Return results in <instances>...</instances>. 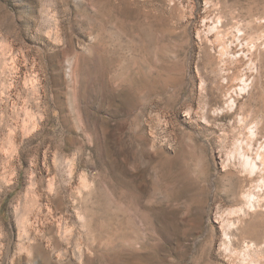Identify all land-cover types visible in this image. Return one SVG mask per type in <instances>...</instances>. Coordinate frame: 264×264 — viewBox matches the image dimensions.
I'll use <instances>...</instances> for the list:
<instances>
[{"label": "rangeland", "instance_id": "1", "mask_svg": "<svg viewBox=\"0 0 264 264\" xmlns=\"http://www.w3.org/2000/svg\"><path fill=\"white\" fill-rule=\"evenodd\" d=\"M233 2L0 0V264H264V3Z\"/></svg>", "mask_w": 264, "mask_h": 264}, {"label": "bare ground", "instance_id": "2", "mask_svg": "<svg viewBox=\"0 0 264 264\" xmlns=\"http://www.w3.org/2000/svg\"><path fill=\"white\" fill-rule=\"evenodd\" d=\"M248 1V3L246 4V6H240L239 5V0H234V2H233V5L235 6V7H237L236 9H237V12L235 13V11H234V14H241V15H245L246 17H248L249 18V20H251L250 18L257 12V11H259V3H264V0H247ZM262 9H263V11H264V4L262 5V7H261ZM258 13H260V11L258 12ZM258 13H257V15H258ZM263 13V12H262ZM258 19L261 21V20H264V17H262V18H257L256 17V20L258 21Z\"/></svg>", "mask_w": 264, "mask_h": 264}]
</instances>
